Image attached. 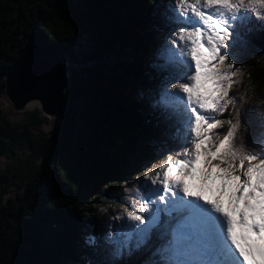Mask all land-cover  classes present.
Returning a JSON list of instances; mask_svg holds the SVG:
<instances>
[{
    "label": "trees",
    "instance_id": "trees-1",
    "mask_svg": "<svg viewBox=\"0 0 264 264\" xmlns=\"http://www.w3.org/2000/svg\"><path fill=\"white\" fill-rule=\"evenodd\" d=\"M174 2L0 0V97L30 36L69 68L66 114L50 130L37 109L13 122L0 103V158L11 160L0 169V264H148L152 249L135 263L141 249L117 257L86 240L107 230L100 206L110 203L116 216L131 210L139 192L125 199L130 181L165 149L182 150L169 135L174 121L153 107L169 77L161 53L176 27L168 20ZM256 19L229 49L244 59L236 63L241 82L230 91L236 109L218 117L235 121L239 111L237 145L264 119V18Z\"/></svg>",
    "mask_w": 264,
    "mask_h": 264
},
{
    "label": "snow or ice",
    "instance_id": "snow-or-ice-1",
    "mask_svg": "<svg viewBox=\"0 0 264 264\" xmlns=\"http://www.w3.org/2000/svg\"><path fill=\"white\" fill-rule=\"evenodd\" d=\"M170 10L177 31L161 56L167 79L182 82L165 86L153 107L174 121L169 135L182 150L146 171L131 210L86 243L101 240L117 257L154 248L148 264H264V119L237 145L239 111L235 121L218 118L236 109L240 69L229 49L253 16L264 18V0H175ZM225 123L226 134L214 133Z\"/></svg>",
    "mask_w": 264,
    "mask_h": 264
},
{
    "label": "water",
    "instance_id": "water-1",
    "mask_svg": "<svg viewBox=\"0 0 264 264\" xmlns=\"http://www.w3.org/2000/svg\"><path fill=\"white\" fill-rule=\"evenodd\" d=\"M68 78L66 58L45 56L38 37H28L5 74L0 97L4 113L37 109L52 123H61L68 107ZM3 101L8 103V109Z\"/></svg>",
    "mask_w": 264,
    "mask_h": 264
},
{
    "label": "rangeland",
    "instance_id": "rangeland-1",
    "mask_svg": "<svg viewBox=\"0 0 264 264\" xmlns=\"http://www.w3.org/2000/svg\"><path fill=\"white\" fill-rule=\"evenodd\" d=\"M175 31H177V26L175 27V30H173V31L170 33V41H169L168 43H171L172 39L174 38V37H173V33H174ZM155 37L161 39L159 33H156ZM237 63H239V62H237ZM234 65H235V68H236V64H234ZM169 73H170V72L167 71V75H168V76H169ZM240 76H241V75H239V76L237 77L238 82H241V80L239 79ZM162 82H163V83L160 85V87H161V91H162V89H163L165 86H167V87L170 89L172 83H179V82H182V81H179V80H170V81H169L168 79H164V80H162ZM177 91H178V89H177ZM3 104H4L5 108L8 109V106H9L8 103L5 102V101H3ZM25 110H26V109H24L23 111H16V112H11V113H9V114H8V115H9V119H10L11 121H13V122L18 121V120H21V119L24 117ZM51 128H52V123H51L50 120H47V121L45 122V124H44V129H45V131H48V130H50ZM220 132H221L220 130H216V131H215V133H219V134H220ZM176 151L178 152V151H180V149H176ZM10 162H11V160H9V159H5L4 157L0 158V169H3V168H4L8 163H10ZM157 169H159V168H157ZM145 172H146V171H145ZM145 172L143 173V177H144ZM140 180H141V178H136V177H135V178H133V180L130 181V185H131L132 187L124 191V194H125L124 197H125V199H126V197H128V196L130 195V191H131L134 187H136L137 185H141V181H140ZM106 204H107V205H105V206H103V207L100 206V208H99V212H100V214L98 215L99 223L102 224L103 221H106V223H105L106 225H108V224L114 225L116 221L113 220L112 218L115 217L116 214H115V212H114V210H113V208H112V205H111L110 203H106ZM113 204H116V203H113ZM120 205H121V203H120ZM102 226H103V225H102ZM103 227H104V226H103ZM81 237H82V236H81Z\"/></svg>",
    "mask_w": 264,
    "mask_h": 264
}]
</instances>
